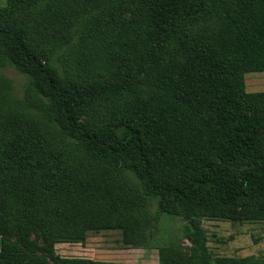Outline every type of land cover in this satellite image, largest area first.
Masks as SVG:
<instances>
[{"label":"trees","instance_id":"trees-1","mask_svg":"<svg viewBox=\"0 0 264 264\" xmlns=\"http://www.w3.org/2000/svg\"><path fill=\"white\" fill-rule=\"evenodd\" d=\"M6 65L25 86L15 97L0 71V264H135L54 245L105 229L149 245L159 212L191 247L158 264H264L214 257L201 224L264 221V91L244 84L264 71V0H6Z\"/></svg>","mask_w":264,"mask_h":264},{"label":"rangeland","instance_id":"rangeland-1","mask_svg":"<svg viewBox=\"0 0 264 264\" xmlns=\"http://www.w3.org/2000/svg\"><path fill=\"white\" fill-rule=\"evenodd\" d=\"M6 0H0L3 5ZM10 79L12 93L17 98L23 96L25 76L12 65H6L0 70ZM245 90L248 92L264 91V71H250L244 74ZM109 140H113L110 139ZM232 166L236 175L247 168L244 160H236ZM264 180V174L257 178ZM188 183L193 178L188 179ZM158 196L148 198L147 212L153 215L156 210ZM166 201L172 202L175 196L166 195ZM195 200L209 204V192L199 191ZM201 224L207 235V246L214 257L216 256H246L264 257V221L242 220L231 221L225 218L203 217ZM186 221L181 215L159 212L153 221L149 245L130 246L122 241L119 229H105L88 232L84 242H61L54 245L55 253L60 257H82L93 260L120 261L135 264H158L160 247L171 246L186 255L190 254L191 243L185 235ZM34 239V233L29 236ZM51 264H57L51 261Z\"/></svg>","mask_w":264,"mask_h":264},{"label":"crops","instance_id":"crops-1","mask_svg":"<svg viewBox=\"0 0 264 264\" xmlns=\"http://www.w3.org/2000/svg\"><path fill=\"white\" fill-rule=\"evenodd\" d=\"M59 243H61V242H58V243H56V244H59ZM56 244H55V245H56ZM110 261H111V260H110Z\"/></svg>","mask_w":264,"mask_h":264}]
</instances>
